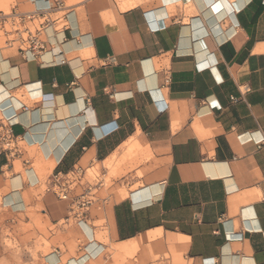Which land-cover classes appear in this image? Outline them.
Wrapping results in <instances>:
<instances>
[{"label": "crops", "instance_id": "obj_1", "mask_svg": "<svg viewBox=\"0 0 264 264\" xmlns=\"http://www.w3.org/2000/svg\"><path fill=\"white\" fill-rule=\"evenodd\" d=\"M1 14L46 49L0 36V241L42 215V264L132 245L164 264H264V0H0Z\"/></svg>", "mask_w": 264, "mask_h": 264}, {"label": "rangeland", "instance_id": "obj_2", "mask_svg": "<svg viewBox=\"0 0 264 264\" xmlns=\"http://www.w3.org/2000/svg\"><path fill=\"white\" fill-rule=\"evenodd\" d=\"M133 151V152H132ZM138 151L131 150V160L137 157ZM130 160V161H131ZM132 162V161H131ZM111 174L105 178L107 186L116 178V165H107ZM95 175H94V174ZM90 172L95 178L96 173ZM53 227L42 215H32L28 225L19 224L12 233L2 232L0 241V264H42V256L53 249L51 240ZM164 264L160 256L141 255L137 245H132L127 253H118L116 247L110 248L106 254L92 264Z\"/></svg>", "mask_w": 264, "mask_h": 264}, {"label": "built area", "instance_id": "obj_3", "mask_svg": "<svg viewBox=\"0 0 264 264\" xmlns=\"http://www.w3.org/2000/svg\"><path fill=\"white\" fill-rule=\"evenodd\" d=\"M6 14L0 15V36L5 38V43H17L19 50L21 52L24 51H32L37 55H40L45 49V41L43 40V31L41 29L31 30L29 28L22 26V18L18 16L14 17V22L11 25L7 22ZM56 183L59 186L56 194L61 200L69 199L70 192V183H66L65 185H59L60 179L55 177ZM80 209L83 210L82 215L85 214L86 209L90 206L91 200L89 199H79L73 202Z\"/></svg>", "mask_w": 264, "mask_h": 264}, {"label": "bare ground", "instance_id": "obj_4", "mask_svg": "<svg viewBox=\"0 0 264 264\" xmlns=\"http://www.w3.org/2000/svg\"><path fill=\"white\" fill-rule=\"evenodd\" d=\"M134 146H137V145H134ZM136 149V148H135ZM137 150V149H136ZM133 152V151H132Z\"/></svg>", "mask_w": 264, "mask_h": 264}]
</instances>
